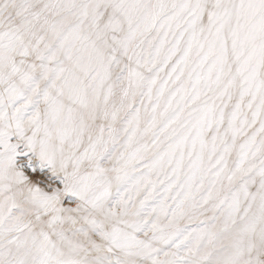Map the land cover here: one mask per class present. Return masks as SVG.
Returning a JSON list of instances; mask_svg holds the SVG:
<instances>
[{
  "label": "snow or ice",
  "instance_id": "1",
  "mask_svg": "<svg viewBox=\"0 0 264 264\" xmlns=\"http://www.w3.org/2000/svg\"><path fill=\"white\" fill-rule=\"evenodd\" d=\"M0 264H264V0H0Z\"/></svg>",
  "mask_w": 264,
  "mask_h": 264
}]
</instances>
